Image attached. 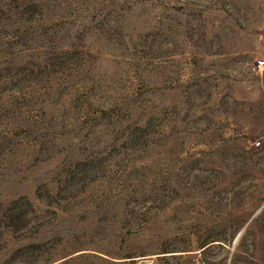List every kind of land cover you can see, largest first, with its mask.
<instances>
[{
    "label": "rangeland",
    "instance_id": "rangeland-1",
    "mask_svg": "<svg viewBox=\"0 0 264 264\" xmlns=\"http://www.w3.org/2000/svg\"><path fill=\"white\" fill-rule=\"evenodd\" d=\"M264 0H0V264H264Z\"/></svg>",
    "mask_w": 264,
    "mask_h": 264
},
{
    "label": "built area",
    "instance_id": "built-area-1",
    "mask_svg": "<svg viewBox=\"0 0 264 264\" xmlns=\"http://www.w3.org/2000/svg\"><path fill=\"white\" fill-rule=\"evenodd\" d=\"M259 68H260V69H263V68H264V62H261V63L259 64Z\"/></svg>",
    "mask_w": 264,
    "mask_h": 264
}]
</instances>
